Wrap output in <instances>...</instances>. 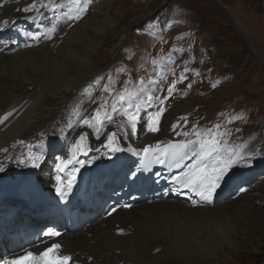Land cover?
I'll use <instances>...</instances> for the list:
<instances>
[{
	"label": "bare ground",
	"instance_id": "bare-ground-1",
	"mask_svg": "<svg viewBox=\"0 0 264 264\" xmlns=\"http://www.w3.org/2000/svg\"><path fill=\"white\" fill-rule=\"evenodd\" d=\"M30 4L32 0H0V149L7 150L0 151V165H7L6 172L0 174V190L34 182L42 186L44 191H52L51 171L46 167L50 164V161L48 164L46 162L50 146L52 148L54 143H60L59 139L68 143L63 157L67 159L76 136L84 132L88 135L82 144L86 151L91 145L93 151L80 157L85 164L77 173L74 188L78 194L85 196L91 191L92 184L100 175V172H96L101 167L97 163L102 162L106 168L112 169L124 165L128 156H134L138 160L129 167L128 178L135 181L142 174L140 169H144L145 177L149 172L152 173L148 182L152 192L135 202L134 208L119 209L109 217L95 215L89 227L83 224L84 227L66 232L54 240L53 242L61 244L63 254L73 256L75 264H215L216 256H199L193 259V255L177 250L183 249V246L195 249L204 243H210L217 253L223 252L224 247L236 251L241 244L247 242L261 244L260 240L264 237V181L249 185L256 178H264V175L258 177L260 166L254 168L251 176L245 179L243 186L247 187L241 195L227 198L240 188L236 186V180L232 179L218 189L212 204L193 207L190 198L195 199L194 194L187 189L182 193L176 192V185L171 177L182 175L198 162L194 159L195 150L189 153L187 160L182 163L177 161L180 163L178 168L171 167L168 163L153 164L150 171L143 167V156L135 155L136 152L142 153L145 146L155 147L157 141L154 142V139L160 141L162 147L168 141L192 139L165 138L179 106H171L165 117H161L160 131L156 134L145 127V135L142 134L139 139L132 137L126 142H117V146H123L124 151L115 154L116 160L108 163V159L98 158L103 157L105 151L96 150L101 149L104 136L109 131L106 132V128V131L99 130L96 133L97 127L86 126L84 129L78 124V120L86 113L91 117L94 115L92 103L98 87L91 83L93 89L89 87L84 91L80 101L77 99L79 103L76 106L77 101L70 96L81 85L96 81L101 74V60L89 56L90 50L96 51V44L91 48L88 42L93 37L97 39L99 46L106 45L115 27L109 23L112 20L110 12L101 9L97 11L95 18H87L67 32L53 34L50 31L45 34L38 20L28 18L32 16V12H15L17 8L22 9ZM38 4L35 5L36 8H39ZM226 7L231 13L232 10ZM40 11L44 13L43 8ZM231 16L239 23L236 15L231 13ZM104 21L107 23L103 28L97 29ZM126 29L121 28L122 37L126 36ZM38 30V38L31 39L29 34H36ZM122 43L121 41L118 46ZM251 44L262 54L260 48L253 42ZM114 50L115 47L112 53ZM69 98L67 106L65 102ZM101 113L104 115L106 111ZM115 122L119 125L127 124V120L117 115L113 124L105 123L108 130L114 127L122 136L119 125L114 126ZM51 124L55 130H60L56 135L59 139L55 141L48 136L52 132L46 131L50 130ZM97 136L101 138L97 139ZM25 150L34 155H42L40 167L29 166L30 161L25 165L12 163L17 156H23ZM89 159L92 160L91 164L87 163ZM132 173L138 175L134 177ZM157 173H160L159 177ZM112 175L113 173H105L102 176ZM95 193L96 191L94 195ZM199 220L215 221L214 227L202 228ZM252 245L257 252L258 247Z\"/></svg>",
	"mask_w": 264,
	"mask_h": 264
},
{
	"label": "rangeland",
	"instance_id": "rangeland-1",
	"mask_svg": "<svg viewBox=\"0 0 264 264\" xmlns=\"http://www.w3.org/2000/svg\"><path fill=\"white\" fill-rule=\"evenodd\" d=\"M219 1L238 17L262 54L252 47L234 16L218 0H42L43 4L59 5V8H43L44 16L38 23L43 29H52L53 34L67 32L85 19L95 18L97 11L107 9L112 17L109 23L115 27L106 45L99 46L93 37L88 42L91 48L96 44V51L90 50L89 56L101 60V74L96 81H88V87L84 84L73 91L70 97L77 101L75 106L85 89H93L95 84L98 88L92 107L95 111L100 110L101 117L104 116L102 111L111 113L113 102L121 94L130 95L133 110L136 105H141L143 109V119L140 118L137 135L134 136L137 139L145 135L152 112L163 107L166 111L162 117H165L171 106H179L170 126L168 124L165 138L195 139L191 135L195 126L208 139L212 138L211 133H216V139L231 154L240 153L252 158L250 165L235 166L228 174L224 183L235 179L236 186L240 187L235 193L232 191L229 198L244 193L239 190L244 188L245 179L251 176L254 168L260 166L258 177L264 175V0ZM18 11L22 13L20 8L15 10ZM31 15L37 13L33 11ZM101 23L97 29L103 28L107 22ZM122 27L127 28L125 37H122ZM121 41L122 45L118 46ZM185 69L187 78L181 80ZM160 73H164L163 77ZM174 80L176 84L169 96L168 89ZM91 83L94 85L90 86ZM71 98L65 102L67 106ZM144 105L147 107L144 108ZM124 107L127 108L128 104ZM82 117L78 124L85 129L83 119L91 116L86 113ZM173 124H178L177 132H188L189 136H177L171 130ZM115 125L119 124L115 122ZM53 126L51 124L50 130L46 131L52 132L48 136L55 141L59 139L56 135L60 130H55ZM104 126L102 132L106 128V132H118L114 127L108 130V125ZM127 131L130 132V128ZM106 138L107 135L104 140ZM59 140L60 143H54L49 149L46 162L50 161V164L46 167L50 171L55 170L57 157L63 158L65 148L68 149V143ZM128 140H124L122 135L117 142ZM23 157L26 158L25 153ZM257 181L262 182L264 178H256L249 185ZM199 222L205 229H211L215 224V221L208 220ZM260 241L261 244L255 241L241 244L236 251L224 247L223 252L215 253L210 243L195 249L183 246L177 251L193 255V259L216 256L215 264H261L264 261V237ZM252 244L258 247L257 252Z\"/></svg>",
	"mask_w": 264,
	"mask_h": 264
},
{
	"label": "snow or ice",
	"instance_id": "snow-or-ice-1",
	"mask_svg": "<svg viewBox=\"0 0 264 264\" xmlns=\"http://www.w3.org/2000/svg\"><path fill=\"white\" fill-rule=\"evenodd\" d=\"M40 3V0H32V4L20 9L23 12H33L35 11L37 15L29 16L30 20H39L44 16V13L40 11L39 8H36L35 5ZM53 7L54 9L59 8V5H49L40 3V8H49ZM45 34L52 31V29H43ZM30 38L35 40L39 36V30L36 34H29ZM15 43V42H12ZM30 46V45H26ZM6 47V45H5ZM163 59V58H162ZM170 59V57L168 58ZM155 63V61H154ZM163 77L164 73H160ZM187 78V69L181 74L180 79ZM176 81L174 80L172 85L169 86L168 93L169 96L172 95L173 89L175 87ZM215 86V85H213ZM191 87V84L189 85ZM87 91V89H85ZM168 97H165L167 99ZM131 96H126L121 94L116 101L112 104V112L105 113L103 117L99 114V109H96L94 115L89 119H83V124L88 128L97 127L98 130H102L105 123L113 124L117 115L126 117L127 124L121 123L119 125L120 129L123 132V139L128 140L130 137L137 135L138 124L141 118L142 106L136 105L133 110L130 103ZM91 102V100H89ZM128 104V107L125 108L124 105ZM163 103V101H161ZM144 108L147 105L143 106ZM165 108L161 107L159 111L153 112L150 119L147 121L148 131L156 133L160 131V121L163 116ZM11 115V114H10ZM185 123H187V118H185ZM130 127V132L125 130ZM178 124L172 125V131L175 132L177 136L184 135L189 136L188 132L180 133L176 129ZM219 126H217L218 128ZM211 133V130H208ZM43 135V134H42ZM87 133L82 132L79 138L76 139V142L71 145L69 149L68 158L57 157V163L55 167L56 175L54 176L55 184L54 191L56 196L59 198L60 202H65L69 199L70 194L73 192L74 187L77 182V173L80 172L81 167L84 166L85 161L80 159L81 156H87L90 151H93L91 147H88V150H85V146L82 144L87 138ZM191 135L195 136V139H185L179 141H168L166 144L161 146V142L157 141L155 147L148 145L143 148V152H136L135 155L143 156V167L145 169L151 170L153 164L164 165L168 163L171 167L178 168L180 166L179 162H183L189 158V153L194 152V159L198 161L194 163L191 167L188 168L182 175H174L171 177L173 183L176 185L175 191L182 193L184 189H187L188 192L193 193L196 197L195 199L190 198V202L193 207H198L200 205L212 204L214 197L228 177L230 171L238 165H250L252 158L247 155H242L240 153L231 154L228 148L224 145H221L220 142L216 139V133H211L212 138L208 139L204 133H201L196 130L193 126ZM100 139V136L96 137ZM121 139V132H108L107 138L104 143L101 145V149L96 151L106 150L103 157L109 161H114L117 159L116 153L124 151L122 147L117 146V141ZM23 143V141H19ZM0 151H7L6 149H0ZM42 158V155H34L29 153L25 158L23 156H17L12 163L25 165L31 161L29 166L38 168L40 164L38 161ZM87 163L91 164L92 160L89 159ZM80 167H76V165ZM71 166V175L65 176L66 171L70 170ZM7 170V165H0V174L5 173ZM135 177L137 173H132ZM160 173H157L159 177ZM240 192L246 191V189L241 188ZM186 194V193H184ZM124 208H130V204H124ZM117 207H112L108 215H112L117 212ZM46 235L49 237H59L61 233L53 228H48ZM43 243V241H41ZM61 244L52 243L49 247H45L43 251L32 252L28 251L24 255L19 257L11 258L7 264H73V256L71 254H63L61 252ZM89 259H92L89 257Z\"/></svg>",
	"mask_w": 264,
	"mask_h": 264
},
{
	"label": "water",
	"instance_id": "water-1",
	"mask_svg": "<svg viewBox=\"0 0 264 264\" xmlns=\"http://www.w3.org/2000/svg\"><path fill=\"white\" fill-rule=\"evenodd\" d=\"M218 2H219L220 4H222L225 8H227L226 5H224V4H223L222 2H220L219 0H218ZM227 9H228V8H227ZM231 13H232V11H231ZM232 15H233V13H232ZM236 22H237V21H236ZM237 23H238V22H237ZM239 23H240V21H239ZM239 23H238V24H239ZM239 25H240V28L243 30V32L248 36V38H249L248 40H250L251 43H252V42L254 43V41L252 40V38H250L248 32L244 29L243 25H242L241 23H240ZM254 45H255V43H254Z\"/></svg>",
	"mask_w": 264,
	"mask_h": 264
}]
</instances>
